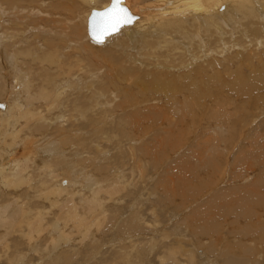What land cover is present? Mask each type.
Listing matches in <instances>:
<instances>
[{"label": "bare ground", "instance_id": "6f19581e", "mask_svg": "<svg viewBox=\"0 0 264 264\" xmlns=\"http://www.w3.org/2000/svg\"><path fill=\"white\" fill-rule=\"evenodd\" d=\"M70 1L0 0V264H263L264 253L261 261L257 242L246 244L251 230L240 220L255 219L254 210L264 206V152L255 151L251 170L237 175L241 156L249 155L238 148L227 177L232 185L193 204L211 186L226 182L228 166L224 159L220 165L226 156L221 158L218 142L214 148L215 138L207 136L219 138V131L205 127V141L199 142V134L190 139L183 126L199 125L202 118L196 116L195 123L193 116L190 126L177 113L231 108L241 116L253 107L264 110V0H122L132 22L102 42L89 37L88 17L111 0H76L73 8ZM79 2L88 8L86 16L79 15L81 31L75 27ZM84 40L107 49L94 51ZM101 55L102 64L111 67L105 71L89 63ZM105 80L115 91L114 105L103 95L91 97ZM100 100L104 105L96 108ZM120 106L123 111L107 115ZM89 110L99 112L87 117ZM148 110L176 116H157L168 129L146 136ZM103 116L104 127L113 126L109 135L98 128ZM237 118L226 121L223 139L234 132ZM261 118L246 116L254 123L242 147L264 134V114ZM83 135L94 146L87 153L92 166L98 162L93 169L79 152ZM185 141L189 148L169 162L162 179L142 176L146 161L153 166L165 149L173 154ZM225 141L232 144L231 137ZM82 160L86 170H80ZM121 162L128 170L118 168ZM140 180L142 185L148 180V190L158 184L163 198L158 194L147 204L149 193L138 186ZM125 189L126 198L118 194ZM169 195L180 199L183 211L186 200H193L192 209L183 218L159 214L157 204L163 205L160 211L173 205ZM253 227L264 234V226ZM237 232L243 237H232ZM263 237L254 240L264 245Z\"/></svg>", "mask_w": 264, "mask_h": 264}, {"label": "rangeland", "instance_id": "374dc122", "mask_svg": "<svg viewBox=\"0 0 264 264\" xmlns=\"http://www.w3.org/2000/svg\"><path fill=\"white\" fill-rule=\"evenodd\" d=\"M71 2H74V4H75V2H76V0H72V1H70V6L73 8V6H74V4H71ZM78 4V3H77ZM87 11H88V8L86 7V6H84L83 4H81L80 2H79V10H76V14H77V24H79V26L76 24V26L75 27H79V31H81L82 30V28H83V25L82 24H80L81 22H80V20H79V15H83V16H86V14H87ZM74 27V26H73ZM84 41H87V40H84ZM89 44H90V47H91V49H93L94 51H101V49H107V48H104L105 46H98L96 43H94L93 41H87ZM103 57V58H102ZM106 60V58L104 57V56H102L101 55V57L99 58V59H97V61L96 60H92L93 62H89L91 65H94V63L96 64V62H97V64H102V62L104 61V60ZM100 62V63H99ZM105 64V63H104ZM104 64H102V66L104 67V69H103V71H105L106 69L105 68H111V67H109L108 65H104ZM94 66H96V65H94ZM106 76H104L103 78H105ZM60 80V79H59ZM104 80V79H103ZM107 80H105L103 83L101 82L100 83V81H99V84L97 85V86H95V88L96 87H98V88H100V87H102L103 88V90H102V88H101V92L99 91V89L98 88H96V90L95 89H93L92 91H91V93H92V95H91V97L93 98V97H96L95 95H103V97H105L104 99H103V101H105V102H109V105H112V103H113V105L116 103V98H114V96H116V95H113L112 96V94H114V89H107L108 87L107 86H105L104 85V83L106 82ZM86 82V81H85ZM81 85H82V83H80ZM84 84V83H83ZM102 85V86H101ZM106 87V88H105ZM98 89V90H97ZM104 89L106 90V93H105V91H104ZM79 90H82V88L81 89H79ZM109 90V91H108ZM98 91V92H97ZM104 91V93L102 94V92ZM111 91V92H110ZM108 92V93H107ZM109 92H110V94H109ZM86 94V93H85ZM83 95V97L85 98V97H87L86 99H87V101H91L92 99L90 98L89 99V96L90 95ZM106 94H108V95H106ZM148 94V93H147ZM105 95V96H104ZM111 98V99H110ZM89 99V100H88ZM244 100V99H243ZM103 101L102 100H100L99 102L97 101L96 103V108H98L100 105L101 106H103L104 104H103ZM233 101H236V99H233ZM102 104H101V103ZM221 102V101H220ZM99 105V106H98ZM146 105H144V107H145ZM225 105H223V107H224ZM143 106H142V108H144ZM138 108V107H137ZM232 108H234L233 106H232ZM256 109V112L255 111H253V110H255ZM223 109V108H222ZM124 110V106H120V108L119 109H117V110H111L110 109V111L111 112H108V110H100V111H107L108 113H107V115H115V113H119L120 111H123ZM198 110H200V109H198ZM198 110H195V111H193V110H191V111H193L192 113L190 112V110H179V112L177 113L178 114V116H182V115H185V117H186V121L185 122H187V125H190V126H192L193 124H195V123H199L200 121V123H199V125L197 124V125H194L193 127H185V126H183V128H184V133H185V136L186 135H189V136H191V137H189L190 139L191 138H193L194 137V135L196 134H199L200 135V139H199V142L201 141V140H204L205 141V139H206V137L209 135L210 137H211V139L212 138H215V139H212L213 141H214V144H215V146H214V148L216 147V145H217V143L216 142H218V144L219 145H217V146H219V147H221V148H219V147H216V148H219L218 150H220L219 152H221L222 150V154L223 153H225V155L223 154V156H222V154H221V158L222 157H224V156H226V158H222V160H221V162L223 163V161L225 160V164H226V166H228V167H224V166H222V165H225L224 163L222 164L220 161H218V163L220 162V165L222 166V167H224V169H226L225 171L227 172V174H226V182H224L225 180H223V183H222V181H221V183H217L215 186L216 187H212L211 186V188H210V190L208 189L207 191H206V193H203V195L201 196V199L199 200H197V199H195L196 201H194V203L193 204H196V202H200L201 200H203V199H206V198H209V195H210V192L211 193H213L214 191H216V189H218V188H220L219 186H221V187H223V186H230V185H232L229 181H227L228 180V173H229V171H230V165L232 164L231 163V157H232V155H233V153H235V152H237L238 151V148H240L239 150L240 151H246V153L247 154H249V155H243V157L241 156V160H240V162H239V165H240V168H239V166H238V169H236L237 170V172H236V170H235V173L238 175V174H240V173H247V171H249V170H251V167L254 165H252L251 166V163L253 162V158H255V161L257 160V153L258 152H260V151H263L264 152V134H262L261 135V137H260V135H257L256 137L257 138H255V139H253V140H255V141H250V143H249V145L247 144L246 146H243L242 147V143H243V141H244V138H245V136H246V134H247V131L251 128V125L254 123V121L253 120H258L259 118L260 119H262L261 118V116L264 114V110L263 111H261V110H258V106L257 107H253V110H251V112H254V113H249V115L247 114V115H241L240 116V114H238V112L236 111V110H233V109H231L230 108V110H222V111H220V110H209V111H212L213 113H209V115H208V113L207 112H209L207 109L205 110L204 109V111L203 110H201L202 112H200V111H198ZM162 111V112H161ZM164 111V112H163ZM226 111V112H225ZM259 111H260V113H259ZM95 112H99V110H92V111H88L87 112V117H91V116H94L93 115V113H95ZM161 112V113H160ZM168 113V111L167 110H156V113H154V112H150V110H148V111H145V113H144V118H146L145 119V121H144V127H145V134H146V136L147 135H149V136H151L152 134H154L155 132H164L166 129H168V123L166 122V120L165 121H163L162 119H160V120H158V117L160 118V116L163 114V117L165 116L164 114L165 113ZM194 112H195V114H197L198 112H200V113H198L197 115H193L194 114ZM197 112V113H196ZM206 112V113H205ZM219 114H218V113ZM232 112H233V114H232ZM237 112V113H236ZM166 113V115L167 116H169V118H171V117H173V116H176V115H174V114H167ZM189 113V116L190 117H188V114ZM223 113V114H222ZM225 113L226 114H229V115H225ZM152 114V115H151ZM154 114V115H153ZM158 114V115H157ZM160 114V115H159ZM206 114V117L204 116ZM217 114V115H216ZM220 114H222V115H220ZM237 114H238V116H240L239 118H237ZM233 115V116H232ZM234 115H235V117L237 118V119H235V120H237V127H236V129L235 130H233L234 132L232 133V134H228V135H225V138L226 137H231V143L232 144H230V143H228L227 141H225V138L223 139V134H225L226 132H225V130H224V127L226 126V121L228 120V119H231V120H233L232 118H235L234 117ZM152 116V117H151ZM158 116V117H157ZM166 116V117H167ZM193 116H195L194 118H196V116L199 118V120L202 118L203 119V121H202V119L199 121L198 120V118H196L197 119V121L195 122V119L194 120H192V118H193ZM203 116V117H202ZM214 116H216L215 118H214ZM223 116V117H222ZM224 116H225V118H224ZM226 116H228V117H226ZM243 116V117H242ZM245 116V117H244ZM246 116H247V118H253V120H251V121H249V120H247L246 119ZM251 116V117H250ZM97 117V116H96ZM155 117H156V119H155ZM208 117H210V119L208 118ZM153 118H154V120H153ZM184 118V117H183ZM241 118H244L243 120L244 121H242V119ZM100 119V120H99ZM105 117L103 116V117H99L98 119H97V122L98 123H101L100 124V126L98 127V128H106L107 130H102L101 131V134L102 133H105V134H107V135H109L108 134V129H111V128H113V126H109L110 128H107V127H104V126H106L104 123V121H105ZM189 120V122H188V120ZM205 119V120H204ZM100 121V122H99ZM157 122V124H155L154 126H149V125H152V122L154 123V122ZM191 121V122H190ZM192 121H194V122H192ZM212 121V123L215 125H212V123L210 124V122ZM213 121H215V122H213ZM217 121H218V123H217ZM221 121V123H223V124H221V123H219ZM151 122V123H150ZM203 122V123H202ZM206 122V123H205ZM232 122H236V121H232ZM147 123V124H146ZM150 123V124H149ZM190 123V124H189ZM193 123V124H192ZM216 123V124H215ZM242 125V127L239 125ZM219 124V125H218ZM101 125H102V127H101ZM165 125H166V127H165ZM212 125V126H211ZM244 125V126H243ZM249 125V126H248ZM163 126V127H162ZM198 126V127H197ZM217 126H218V128H217ZM224 126V127H223ZM95 127H96V125H93V128L91 129V130H94L95 129ZM197 127V128H196ZM205 127L206 128H208L209 130L210 129H212L213 131H216V132H218L219 131V133H220V136L221 137H217V136H214V134H212L211 132H209V133H207V136H205L204 137V135L206 134V129H205ZM215 127H216V129H215ZM246 127V128H245ZM248 127H250V128H248ZM155 128V129H154ZM193 128V129H192ZM196 128V129H195ZM203 128V129H202ZM222 129V131H220L221 129ZM248 128V130H246ZM162 129V130H161ZM208 129H207V131H208ZM242 129L244 130V131H242ZM157 130V131H156ZM159 130V131H158ZM154 131V132H153ZM189 131V132H188ZM243 133H242V132ZM193 132V133H192ZM118 133V132H117ZM189 133V134H188ZM192 133V134H191ZM245 133V134H244ZM211 134V135H210ZM241 135V136H240ZM242 135H244V136H242ZM85 138H86V140H83L81 137H79V139H80V141H79V152L80 153H82L83 154V158H85V160H87V162H88V164L92 167V169H93V167L95 166V167H97L98 165H96L98 162H96L95 160V165L94 166H92L91 164H92V162H90V161H93V158L91 157L90 158V156L91 155H88L87 153H92V151H93V147H89L90 146V144H89V140L88 139H90V137L89 138H87L85 135H83ZM184 136V137H185ZM193 136V137H192ZM83 137V138H84ZM183 137V138H184ZM240 137H242V138H240ZM258 137L260 138V140L258 139ZM84 138V139H85ZM218 138V139H217ZM235 138V139H234ZM96 139H100L99 138V136H97L96 137ZM104 139H106V138H104ZM221 141H220V140ZM237 139H240V140H238V142L237 141H235V140H237ZM81 140H82V143H81ZM106 140H108V139H106ZM106 140L105 141H103L102 142V140H100L98 143H100V144H106ZM216 140V141H215ZM219 140V141H218ZM242 140V141H241ZM86 141V142H85ZM92 141H93V139H92ZM95 141V140H94ZM241 141V142H240ZM84 142V143H83ZM114 142V141H113ZM221 142V143H220ZM228 144H227V143ZM261 142V143H260ZM90 143H91V140H90ZM226 143V144H225ZM235 143H237V145L235 144ZM257 143H260V144H257ZM80 144H81V148H80ZM83 144H84V146H83ZM86 144V145H85ZM118 144V141H116V144H115V142H114V144L113 145H117ZM188 144H189V142H188ZM187 144V141H185V142H183V144L181 143V146L180 147H178L176 150H175V153H171V150L169 149H165L164 151H163V156H161L160 157V160H156L155 161V163L158 165H156L155 163H154V165L153 166H151V165H148V161H146L143 165L145 166V168L146 169H144V172H143V174H142V176H148V179L151 181L152 179H153V177H155V175H156V177L154 178V179H156V178H160V179H162L161 177V175L164 173V171L166 170V167H168V164H169V162L170 161H172L174 158H176L177 156H179V153H180V155L185 151H187V149L189 148L188 146L190 145H188ZM233 144H235L233 147H232V145ZM113 145H111V146H113ZM223 145V146H222ZM224 145H226V146H228V147H226V149H225V147H224ZM260 145V146H259ZM254 146V147H253ZM260 148H259V147ZM234 148L233 150H232V148ZM247 149H246V148ZM251 147V148H250ZM256 147V148H255ZM260 149H258V148ZM83 148H84V150H83ZM88 148V150H86V149ZM81 149V150H80ZM236 149V150H235ZM83 150V151H82ZM235 150V151H234ZM250 150V151H249ZM87 151H89V152H87ZM226 151L228 152V153H226ZM255 151L257 152V153H255ZM86 152V153H85ZM174 152V151H173ZM252 152V154H250ZM135 154H137V153H135ZM85 155V156H84ZM138 155V154H137ZM252 155V156H251ZM191 156V154L188 156V157H190ZM81 157V158H82ZM88 157V158H87ZM188 157H187V159H188ZM247 159H246V158ZM90 158V159H89ZM167 158V159H166ZM163 159V160H162ZM224 159V160H223ZM245 159V160H244ZM250 159V160H249ZM98 160V159H97ZM126 160V159H125ZM114 162V164H115V159L113 160ZM164 161H166V162H164ZM193 161V160H192ZM228 161V162H227ZM249 161V162H248ZM80 162V161H79ZM83 162H86V161H83L82 160V162H80L79 163V165L80 164H83ZM162 162V163H161ZM246 162V163H245ZM251 162V163H250ZM129 163V162H128ZM231 163V164H230ZM248 163V164H247ZM85 164V165H84ZM83 164V167L82 168H80V170H83V169H85L86 170V165H88L87 163H84ZM129 165H130V163H129ZM248 165V166H247ZM85 166V167H84ZM119 167L118 168H126L127 167V170H128V168L130 167V166H124V163L123 162H121V163H119V165H118ZM161 167V168H160ZM247 167L249 168V169H247ZM148 168V169H147ZM153 168V169H152ZM242 168V169H241ZM92 169H90V170H92ZM95 169V168H94ZM163 169V170H162ZM165 169V170H164ZM146 171V172H145ZM150 171V172H149ZM224 170L223 171H221V173L222 172H225ZM156 172V173H155ZM225 172V173H226ZM176 173V172H175ZM218 173H220L219 171H215V174H218ZM89 174H91V175H89V177H90V179H92V177L94 176V174H92V173H90L89 172ZM203 175V174H202ZM219 175V174H218ZM241 175V174H240ZM246 175V174H245ZM127 176H128V174H127ZM153 176V177H152ZM201 176V175H200ZM203 176H201V178H202ZM256 177H258V175H257V173L254 175V178H256ZM75 179L76 180H78L79 179V175H77V174H75ZM79 181V180H78ZM142 180H140L137 184H138V186H140L141 187V190L143 189V191H144V193H149V195L147 196L148 198H146L145 200H146V202H147V204H151V205H153V200H155V201H157L158 200V198H159V196H158V194L160 195V197L161 198H163L162 196V189H161V187H159L158 188V184H155L154 185V187H153V190H148L147 189V187H148V180L147 181H145V183L142 185V184H140V182H141ZM154 181V180H153ZM172 181L174 182V183H177V180H175V178H173L172 179ZM220 184V185H219ZM238 184H241V182H237L235 185H238ZM218 186V187H217ZM139 188V187H138ZM155 188V189H154ZM137 189V188H136ZM141 190L139 191V190H137L136 192H135V196H136V194H138L139 192H141ZM128 191H129V189H128ZM119 195H121V196H125V198H126V194H128V192H127V189H125V190H122V191H120L119 193H118ZM150 194H152V195H154L155 197H152V196H150ZM207 194H208V196H207ZM152 198H154V199H152ZM169 198H170V200L172 201V203H173V205L171 206V204H170V202H169V204L167 205V207H165V209L166 210H163V211H160V210H162V204L161 203H159V204H157V207H156V212H159V214H161V213H164L166 216H168V218H170V216H171V213H173L174 214V216L175 215H181L180 217L181 218H183L185 215H183V214H185V211L186 212H188V211H190L191 209H192V207H193V204H192V202H193V200H192V202L191 201H189V202H187L188 200H186V205H185V208H184V211H183V208L181 207L180 208V206L179 205H182L181 203V201H180V199H178V198H176V197H172L171 195H169ZM132 199H135V198H133L132 197ZM131 199V200H132ZM191 202V203H190ZM179 204V205H178ZM190 204V205H189ZM198 204V203H197ZM174 206H175V208H174ZM184 206V205H183ZM186 206H188V207H186ZM176 207H178V208H176ZM256 208V207H255ZM179 210V211H178ZM207 210H209L210 212L212 211V209H210V208H208ZM206 210V211H207ZM254 213L256 214V218L254 219L253 218V220H249V219H247V220H240V223L241 224H246L247 226H248V228L251 230V232L244 238L246 241V244H248V242L250 243V242H252L251 243V245L253 244V243H256L257 242V244L259 245V247H258V250H257V254H256V257L260 260L261 259V261H262V259H263V253H264V245L262 244V242H261V240L258 242V241H255L254 240V238H256V237H258V236H264V234L263 233H259V230L257 229V228H254L253 226H259V225H261V226H264V206H257V208L254 210ZM224 218V216H221V217H218L217 219H216V221L217 222H222V219ZM226 219L228 220V221H230L231 220V218L230 217H226ZM215 221V222H216ZM248 222L251 224V226L248 224ZM166 226H167V228H169L170 227V225H167V224H165ZM164 226V225H163ZM169 226V227H168ZM234 229H236V231L238 230V228H237V226L236 225H234ZM168 231V233L172 236V237H174L175 235H176V237H178L177 236V230H172V228H170L169 230H167ZM249 231V230H248ZM247 231V232H248ZM180 232H182V230H180ZM184 234V233H183ZM182 234V235H183ZM243 233L242 234H238V232H237V234H235L234 236H232V237H235V238H242L243 237ZM247 237H250V238H247ZM226 238H231V236H227ZM251 238H253V240L251 239ZM207 239V238H206ZM205 238H204V240H206ZM262 240H264V237H263V239ZM259 251V252H258ZM261 254V255H260ZM261 257V258H260ZM263 264H264V262H263Z\"/></svg>", "mask_w": 264, "mask_h": 264}, {"label": "snow or ice", "instance_id": "6c2138e0", "mask_svg": "<svg viewBox=\"0 0 264 264\" xmlns=\"http://www.w3.org/2000/svg\"><path fill=\"white\" fill-rule=\"evenodd\" d=\"M132 22L127 8L122 6V0H111L109 7L95 12L91 18L93 38H101L118 31L122 26Z\"/></svg>", "mask_w": 264, "mask_h": 264}, {"label": "water", "instance_id": "95a60500", "mask_svg": "<svg viewBox=\"0 0 264 264\" xmlns=\"http://www.w3.org/2000/svg\"><path fill=\"white\" fill-rule=\"evenodd\" d=\"M110 4H111V2L109 3V5H108L107 7H109ZM105 8H106V7H105ZM105 8H103V9H101V10H93V11H91V13H90V15H89V17H88V34H89V37H90L92 40H94L95 42H102V41L104 40L105 36H104V37H101V38H98V39L93 38L92 31H91V18H92V14L95 13V12L103 11ZM106 36H107V35H106Z\"/></svg>", "mask_w": 264, "mask_h": 264}]
</instances>
